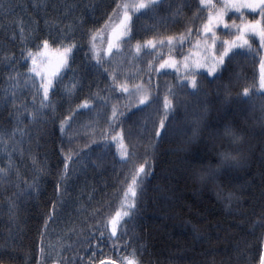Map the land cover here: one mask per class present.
I'll return each mask as SVG.
<instances>
[{"label":"trees","instance_id":"trees-1","mask_svg":"<svg viewBox=\"0 0 264 264\" xmlns=\"http://www.w3.org/2000/svg\"><path fill=\"white\" fill-rule=\"evenodd\" d=\"M114 3L115 0H0V264H36L37 228L52 207L55 194V181L51 174L45 175V171L51 169L54 172L63 166L60 141L71 137L75 138L71 145L65 144V148L78 147L82 154L75 159L69 156L71 174L56 211L49 216L51 222L47 226L49 232L40 264H51L49 257L56 258L57 264L64 260L67 264H81L82 257L86 264H92L91 255L96 260L115 255L114 250L110 253L107 242L110 233L107 232L103 251L97 245L93 253L91 241L96 237L92 229L95 228L98 235L104 230L108 216L122 205L126 206L123 199L126 179H131L135 164L144 162L147 132L143 133L142 141L138 135L142 131L141 125L159 121V115L153 118L151 110H146L143 115L127 116L122 123L119 115L131 111L127 108V100L132 95L139 97L137 88L147 87L150 60L153 65L159 63L165 53L179 59V35L185 27L184 22L191 16L193 0H158L154 12L140 10L143 14L134 21L133 39L129 42L122 38L121 50H112L111 59L105 65L115 76L109 83H119L120 90L109 92L105 77L98 82L99 89H104L100 92L94 81L92 90L98 97L96 107L76 109L64 130L59 128V120L86 95V91H73L79 82L78 75L91 71L83 62V49L75 53L73 66L78 75H66L59 85L58 91L65 90V100H57L60 115L55 124L28 119L27 112L39 106V98L33 104L31 80L27 77L34 74L23 72L28 65L20 59L24 50L34 46V37L42 38L48 31L59 33L63 30L71 35L74 30L79 33L90 27L99 28ZM103 32L106 30L96 33V45L98 35ZM170 35L176 37L171 48L166 39L161 43L162 37ZM192 35L181 54L194 48L190 47L195 40V33ZM149 37L161 45L159 51L156 45L152 48L143 45V40ZM137 40L140 47L133 49L131 45ZM102 48L101 43L99 50ZM234 51L238 53V59L232 71L240 79L231 91L234 94L239 87L253 82L255 87L251 91L255 96L250 102L241 104L233 99L225 103L222 100L225 93L217 89L215 82L208 81L203 83L199 95L187 96L180 92L169 97L178 98L179 103L166 117L168 133L160 138L155 154L148 156L152 172L144 185L135 217L138 235L135 243L137 247L141 241L145 244L142 264H257L259 260L264 227L253 228L251 224L264 209V196L261 195L264 187L261 180L264 171L261 157L264 150V114L261 112L264 91L258 90V55L253 53L255 59L246 58L245 49ZM13 66H17L16 72L9 79ZM166 79L163 75L159 77L161 83ZM125 88L129 89L127 93ZM72 95L76 99L69 107L66 100ZM162 103L163 92L161 106ZM203 106L209 109L206 122L211 127L228 120L244 133L239 148L246 154L247 163L242 167L221 168L216 179L210 178V170L217 167V153L222 141L203 129L196 141L184 143L191 132L193 113ZM42 111L45 117L50 116L51 102ZM14 117L18 123L14 122ZM109 117H116V123H110ZM114 128L121 133L115 140L112 139ZM102 129L107 130L108 140L102 149H97L95 143L88 142L102 135ZM152 134L155 136L154 128ZM85 144H88L87 148ZM120 151L125 153L123 157L119 155ZM130 152L135 156L130 158ZM31 177L38 179L39 189L35 194L25 195L20 189ZM229 192H235L242 202L234 201L229 206ZM97 209L100 210L98 215ZM126 229L132 231L131 222L119 224L120 232Z\"/></svg>","mask_w":264,"mask_h":264},{"label":"snow or ice","instance_id":"snow-or-ice-1","mask_svg":"<svg viewBox=\"0 0 264 264\" xmlns=\"http://www.w3.org/2000/svg\"><path fill=\"white\" fill-rule=\"evenodd\" d=\"M112 10L107 13V18L100 24L99 28H88L86 32L77 33L74 30L71 35L63 30L59 33L54 30L48 31L41 37H34L35 43L33 47L23 51L20 59L27 63V68L23 72L29 75L27 79L31 80L32 85V102L39 98V106L33 111L27 112L29 120L41 119L44 123H56V117L60 115L58 109L60 104L57 100H65V90L58 91L59 85L64 80L66 75H78L77 69L73 66L75 62V53L78 49H83V62L91 71L87 74H79V82L74 86L73 91H86L84 99H81L75 108H72L68 115L63 116L59 120V128L64 130L66 123L69 122V116L76 109L96 107L98 97L92 90V84L97 83L98 90L103 92L104 89H99V80L105 78V84L109 92H118L121 88L119 83H109L115 80L112 71H109L108 65L109 53L112 49L121 50V38H126V41L133 39V34L136 31L134 21L142 9L144 12H154L157 7V0H137V3L129 6L122 3L121 0H115L111 6ZM191 16L184 22L185 27L180 31L179 40L181 41V51L177 53L179 59L164 54V59L153 65V61L148 62L147 67V87L144 89L137 88L140 92L139 97L132 95L127 100V108L131 111L127 115L120 114L119 120L122 123L127 119V116L134 114L143 115L146 110H151L153 118L159 115V121L152 124L144 123L141 125L142 131L138 133L143 141L144 132H147V143L145 144L144 162L135 164L132 167L131 179H126L127 186L124 188V201L126 210L121 212L117 209L110 214L105 222L104 230H101L96 235V229H92L93 235L96 237L91 241L93 253L96 246L99 245L103 251V243L105 240V232L110 233L107 236V242L110 245L111 251H115V255L102 257L96 260L94 255H91L92 264H142L141 253L144 250L145 244L143 241L137 247L135 241L138 235L135 232V217L137 209L140 206V196L144 191V185L148 176L152 172V164L148 160L149 154L154 155L155 149L160 142V138L164 137L169 131V122L166 119L167 115L174 111V107L179 103L177 99H170V96H177L183 92L187 96L199 95L203 90V83L215 82L218 90H222L225 95L222 97L223 102L227 103L235 99L238 103L246 104L250 102L255 93L251 91L255 87L253 82H247L245 86L239 87L236 93H232L231 88L237 85L240 79L237 74L232 71L233 66L238 59V53L234 51L237 48L245 49V57H255L253 53L258 55L261 75L259 88L264 89V0H193ZM179 10V6L177 11ZM135 13V15H134ZM83 23V21H81ZM107 31V46L103 48V56H99V49L94 43V37L97 32ZM223 30V31H222ZM195 33L194 43L190 47L199 49L198 53L184 52V45H188ZM166 39L169 47L174 44L176 37L167 36L161 38ZM55 45L53 48L52 46ZM143 45L147 48H152L156 45V50L159 51L160 44L152 37L143 40ZM133 49L140 47V42L131 45ZM115 54V53H113ZM107 58V59H106ZM153 66L155 72H153ZM16 67L13 66L9 73V79L16 72ZM174 70V75L171 71ZM227 74V75H225ZM163 75L167 79L161 83L159 77ZM246 80V78H244ZM129 89L125 88L127 93ZM163 92V103L160 104V97ZM264 95V93H262ZM107 98V97H106ZM76 99L75 95L67 97L66 102L71 107V102ZM119 99V97H118ZM15 100V97H13ZM51 102V115L45 117L43 109H47ZM24 105H21L23 107ZM18 111V109H17ZM67 111V109H65ZM209 109L203 106L201 110L193 113L191 118V132L184 141L189 144L196 141L203 129L214 133V138H219L222 141L221 150L217 153L218 164L215 169L210 170V178L216 179V174L221 168L242 167L247 163L246 154H242L239 145L243 143V130L233 127L228 120L222 125L217 124L211 127L206 122V116ZM261 112L264 114V103L261 104ZM99 115V113H97ZM75 119V117H73ZM146 119V117H145ZM14 122L18 121L13 118ZM110 123H116V117H109ZM154 128L155 136L152 134ZM113 140L121 136L119 129H113ZM103 134L98 135L95 141L89 140L88 143H95L97 149H102L107 144V130L102 129ZM15 130H13V135ZM67 138L60 141V150L63 155V166L58 167L54 172L51 169L45 171V175L51 174L55 181V194L52 201V207L47 210V215L43 218V223L38 226V239L34 241L36 252V264H40L42 251L45 245V239L48 235L50 224L49 216L56 211V206L60 203V198L64 195V185L67 183L69 171V156L75 159L81 155L77 148H65V144L71 145L72 139ZM123 141H121V144ZM85 148L88 144L84 145ZM119 147V146H118ZM183 151L184 149H177ZM64 153H67L66 155ZM235 153V154H234ZM123 157L125 153L119 152ZM129 157L135 156L134 152L128 153ZM261 157L264 159V150L261 152ZM96 163L95 160L92 161ZM127 163V162H123ZM119 171V170H118ZM39 175V171L37 173ZM262 184H264V171L261 172ZM16 183L19 185V174H17ZM39 189V181L36 177H31L23 182V187L20 189L25 195L35 194ZM261 195L264 196V187L261 188ZM131 197V199H129ZM241 203L235 192L228 193L229 206L233 202ZM98 215L100 210H95ZM121 217L125 219L121 221ZM131 222L132 231L125 230L120 232L117 225ZM251 226L264 227V209L259 213V217L252 221ZM123 248V251L120 249ZM51 264H57L56 258L49 257ZM67 264V260L61 262ZM81 264H86L82 257ZM257 264H264V242L261 244L259 260Z\"/></svg>","mask_w":264,"mask_h":264},{"label":"rangeland","instance_id":"rangeland-1","mask_svg":"<svg viewBox=\"0 0 264 264\" xmlns=\"http://www.w3.org/2000/svg\"><path fill=\"white\" fill-rule=\"evenodd\" d=\"M158 1V0H157ZM122 3H125V4H128L129 6L137 3V0H121ZM122 39V38H121ZM103 44V48L107 46V31L106 32H103L101 34L98 35V39H97V46L99 47L98 49H100V44ZM105 44V45H104ZM103 48L102 50H99V53L98 54H103ZM115 49V48H114ZM112 49V50H114ZM112 50L110 51V53L112 52ZM101 52V53H100ZM191 53H198L199 52V49L197 48H193L192 51H190ZM109 53V54H110ZM178 60V59H177ZM169 71H173L174 70H169ZM258 71H259V80H258V90L259 91H264V89H260L259 88V82H260V75H261V68H260V65H259V68H258ZM129 199H131V197H129ZM125 202V201H124ZM121 212H124L126 210V206H123L122 205V208L119 209ZM123 217H121V220H122ZM119 226V224L117 225V227Z\"/></svg>","mask_w":264,"mask_h":264},{"label":"water","instance_id":"water-1","mask_svg":"<svg viewBox=\"0 0 264 264\" xmlns=\"http://www.w3.org/2000/svg\"><path fill=\"white\" fill-rule=\"evenodd\" d=\"M105 264H108V261H105Z\"/></svg>","mask_w":264,"mask_h":264},{"label":"bare ground","instance_id":"bare-ground-1","mask_svg":"<svg viewBox=\"0 0 264 264\" xmlns=\"http://www.w3.org/2000/svg\"><path fill=\"white\" fill-rule=\"evenodd\" d=\"M248 174H250V173H248ZM248 174H247V175H248ZM170 183H171V182H170Z\"/></svg>","mask_w":264,"mask_h":264}]
</instances>
